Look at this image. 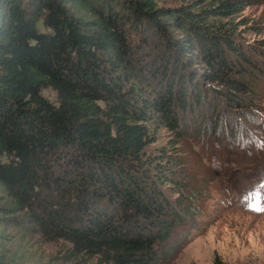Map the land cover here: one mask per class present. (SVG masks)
I'll return each instance as SVG.
<instances>
[{
	"label": "trees",
	"instance_id": "obj_1",
	"mask_svg": "<svg viewBox=\"0 0 264 264\" xmlns=\"http://www.w3.org/2000/svg\"><path fill=\"white\" fill-rule=\"evenodd\" d=\"M212 3L193 11L157 7L155 0H0L6 208L69 242L74 253L105 263L170 257L176 246L168 240L188 206L161 189L170 182L165 154L145 152L155 140L152 124L175 130L174 105L184 108L183 80H191L182 71L187 65L200 64L206 82L225 85V100L235 106L250 92L243 79L255 66L233 41L232 21H209L246 1ZM125 24L155 35L137 60L158 88L131 81L144 72L134 64ZM46 88L54 102L41 95ZM211 264L223 263L215 256Z\"/></svg>",
	"mask_w": 264,
	"mask_h": 264
},
{
	"label": "rangeland",
	"instance_id": "obj_2",
	"mask_svg": "<svg viewBox=\"0 0 264 264\" xmlns=\"http://www.w3.org/2000/svg\"><path fill=\"white\" fill-rule=\"evenodd\" d=\"M245 1L227 18H209L218 25L232 21L233 41L255 64L247 71L251 76L243 79L250 92L242 94V105L228 104L223 92L227 87L206 82L200 75L202 66L189 64L182 69L191 79L183 80L186 105L182 110L177 102L174 105L175 130L152 124L155 140L145 152L165 154L162 163L170 182L161 189L188 206L187 216L167 243L176 251L154 264H211L215 256L223 264H264V0ZM211 3L155 0L157 7L193 11ZM125 29L128 44L135 48L134 64L144 72L131 81L146 91L158 88L149 67H140L137 60L143 58L140 51L146 45L155 44V35L127 24ZM41 95L55 100L48 88ZM7 206L0 193V264H111L95 254L74 253L69 242L49 238L32 220Z\"/></svg>",
	"mask_w": 264,
	"mask_h": 264
}]
</instances>
